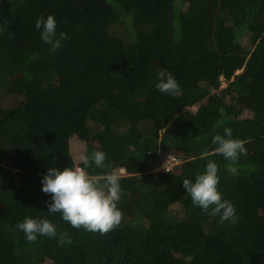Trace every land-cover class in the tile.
Instances as JSON below:
<instances>
[{"label":"trees","instance_id":"16d2710c","mask_svg":"<svg viewBox=\"0 0 264 264\" xmlns=\"http://www.w3.org/2000/svg\"><path fill=\"white\" fill-rule=\"evenodd\" d=\"M49 14L68 35L54 52L35 28ZM169 73L178 95L155 87ZM226 127L246 142L236 175L213 154ZM73 134L111 162L89 172L126 169L124 220L105 235L48 212L42 177L79 163ZM168 153L182 162L154 170ZM208 160L235 222L202 212L182 186ZM25 217L72 243L28 242ZM47 261L264 264V0H0V264Z\"/></svg>","mask_w":264,"mask_h":264},{"label":"clouds","instance_id":"9594fccd","mask_svg":"<svg viewBox=\"0 0 264 264\" xmlns=\"http://www.w3.org/2000/svg\"><path fill=\"white\" fill-rule=\"evenodd\" d=\"M35 28L41 31V40L50 45L53 52L62 47V41L68 39L66 32H57V21L51 14L46 19L43 16L39 17L35 22ZM155 87L160 92L172 95H178L182 91L171 73L166 79L161 78ZM212 143L217 145L213 154L222 155L229 162L227 170L236 175L239 158L247 155L246 142L233 138L231 128L226 127L223 135L216 134L213 137ZM207 156L206 149L202 158L207 159ZM78 160L79 163L74 161L71 167L63 170L51 167L42 177V191L51 195V201L47 202L48 212L60 213L61 218L75 229L83 228L88 232L105 235L119 228L124 220V214L118 204L123 191L120 181L125 177L122 171L116 170L103 174L88 171L93 165L99 169L112 168L111 162H106L107 154L104 151L96 150L90 154L83 151L78 155ZM218 173V164L208 160L205 170L195 177L194 182L184 179L182 186L191 197L192 203L200 207L202 212L218 215L221 223L229 220L235 222V206L224 199L218 189L220 182ZM17 228L25 234L26 240L30 243H35L39 236L56 238L60 246L72 243L68 233L58 232L56 225L47 218L25 217L22 222H18Z\"/></svg>","mask_w":264,"mask_h":264},{"label":"rangeland","instance_id":"374dc122","mask_svg":"<svg viewBox=\"0 0 264 264\" xmlns=\"http://www.w3.org/2000/svg\"><path fill=\"white\" fill-rule=\"evenodd\" d=\"M227 82L224 80L223 82V86L226 85ZM193 109H196V106L193 107ZM70 150H71V153L74 157V159L76 161H79L78 160V155L83 152V151H86L87 152V143L84 139H82L81 137L78 136V134H73L70 138ZM154 170H157L158 171V168L157 166L155 167ZM117 171H122L120 170V168L117 170ZM124 173V172H123ZM43 264H53L51 261H47Z\"/></svg>","mask_w":264,"mask_h":264},{"label":"built area","instance_id":"2783aa9c","mask_svg":"<svg viewBox=\"0 0 264 264\" xmlns=\"http://www.w3.org/2000/svg\"><path fill=\"white\" fill-rule=\"evenodd\" d=\"M182 162V158L176 153H168L161 156V159L157 165L158 170L167 171L173 170L178 164ZM167 170H166V169ZM120 170L126 172V169L121 167Z\"/></svg>","mask_w":264,"mask_h":264}]
</instances>
